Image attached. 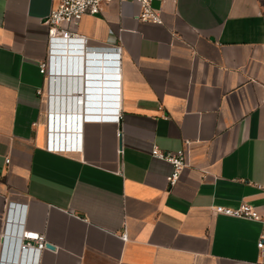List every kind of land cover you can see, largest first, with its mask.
Instances as JSON below:
<instances>
[{
    "label": "crops",
    "instance_id": "crops-1",
    "mask_svg": "<svg viewBox=\"0 0 264 264\" xmlns=\"http://www.w3.org/2000/svg\"><path fill=\"white\" fill-rule=\"evenodd\" d=\"M55 5L0 0V264H264V0L84 17L85 56H118L119 123L85 115L86 75L41 74ZM155 148L186 150L175 186ZM242 204L262 219L215 211Z\"/></svg>",
    "mask_w": 264,
    "mask_h": 264
},
{
    "label": "built area",
    "instance_id": "built-area-1",
    "mask_svg": "<svg viewBox=\"0 0 264 264\" xmlns=\"http://www.w3.org/2000/svg\"><path fill=\"white\" fill-rule=\"evenodd\" d=\"M156 0H56V5L51 11V14L46 19L45 24L49 28V54L45 62L40 64V72L48 77L58 76V71H65L60 73L61 76H85L86 75V89L88 90V75L89 59L90 56H85L86 38L80 36L77 29L86 16H97L102 13L103 8L113 3L133 2L140 8V12L137 18L143 23H152L156 25H163V19L161 12L155 10L153 3ZM76 52L77 55L72 53ZM60 57L66 59L68 57L69 62L61 67ZM71 57L80 58V61L75 63L71 62ZM87 57V58H86ZM118 56H115V60L111 61L112 66L110 69L116 70L117 73L112 72L111 83H113L110 90L113 91L110 96L112 100L109 103V111H94V108L89 106L85 109V115L91 117H100L98 114H105L106 116L112 117L113 120L110 122L119 123L121 116L119 114V100H120V89H119V67H118ZM60 76V75H59ZM87 93V92H86ZM101 110V108H100ZM87 120V119H86ZM94 122H103L100 119L94 120ZM151 156L159 160L168 162L173 166V173L169 177L168 181L170 186H175L181 177L183 170L188 165L187 153L185 149L176 152H163L158 148H155ZM9 162V161H7ZM217 214L239 218V219H250V220H261L262 216L249 204H242L238 208H227L218 206L215 208ZM10 221V220H9ZM126 238V236H124ZM263 241L258 244L260 249L263 248ZM46 248V242L43 237L38 235L26 233L19 237V251L25 253L30 250L42 251Z\"/></svg>",
    "mask_w": 264,
    "mask_h": 264
},
{
    "label": "water",
    "instance_id": "water-1",
    "mask_svg": "<svg viewBox=\"0 0 264 264\" xmlns=\"http://www.w3.org/2000/svg\"><path fill=\"white\" fill-rule=\"evenodd\" d=\"M73 55H77L76 52L72 53ZM87 58V57H86ZM89 66L91 67L89 69V75L88 80L90 81L88 83L89 90H88V99H89V107L92 108H107L109 106V100L110 94L113 93V91L110 90V87H112L109 83L102 84L101 82L105 81L108 82L111 80V74L112 72L117 73L116 70L110 69L112 66L109 62H107L108 57L106 56H100V55H93L89 56ZM71 62L75 63L76 61H80V58L77 57H71ZM69 60L67 59L66 64H68ZM61 129V128H59ZM73 129V123L71 125V130ZM65 130H67V126H65ZM46 248L54 250L55 247L51 244H46Z\"/></svg>",
    "mask_w": 264,
    "mask_h": 264
},
{
    "label": "bare ground",
    "instance_id": "bare-ground-1",
    "mask_svg": "<svg viewBox=\"0 0 264 264\" xmlns=\"http://www.w3.org/2000/svg\"><path fill=\"white\" fill-rule=\"evenodd\" d=\"M67 59H68V57H66V59H64L63 57H60L61 67L64 66V63H65V61H67ZM68 60H69V59H68ZM63 70H64V69H63ZM63 70H61V72L58 71L59 73H57V75L59 74V75L61 76L60 73H62V72H65V73H66V70H65V71H63ZM83 95H84V94H83Z\"/></svg>",
    "mask_w": 264,
    "mask_h": 264
}]
</instances>
